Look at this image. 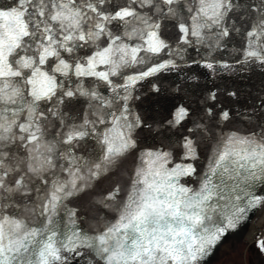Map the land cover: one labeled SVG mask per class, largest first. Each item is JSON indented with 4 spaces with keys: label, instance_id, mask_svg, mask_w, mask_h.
Wrapping results in <instances>:
<instances>
[{
    "label": "snow or ice",
    "instance_id": "6c2138e0",
    "mask_svg": "<svg viewBox=\"0 0 264 264\" xmlns=\"http://www.w3.org/2000/svg\"><path fill=\"white\" fill-rule=\"evenodd\" d=\"M255 213L264 0H0V264H207Z\"/></svg>",
    "mask_w": 264,
    "mask_h": 264
},
{
    "label": "flooded vegetation",
    "instance_id": "af4514ba",
    "mask_svg": "<svg viewBox=\"0 0 264 264\" xmlns=\"http://www.w3.org/2000/svg\"><path fill=\"white\" fill-rule=\"evenodd\" d=\"M260 236L264 239V227L251 241L244 242L243 240L236 243H229L221 252V255L218 260L215 262L216 264H225L226 260H222L221 258L225 256L226 251L229 254L230 262L233 259H239L240 264H264V253H262L256 247V237ZM227 256V255H226ZM228 258V259H229Z\"/></svg>",
    "mask_w": 264,
    "mask_h": 264
},
{
    "label": "water",
    "instance_id": "95a60500",
    "mask_svg": "<svg viewBox=\"0 0 264 264\" xmlns=\"http://www.w3.org/2000/svg\"><path fill=\"white\" fill-rule=\"evenodd\" d=\"M255 214L251 215L249 220L243 224L235 233L229 234L222 243L219 244L218 247L215 248V250L210 254V257L208 258L207 264H212L215 262L219 256V251L221 250V246L228 242H236L243 238V235L246 233V230L248 229V225Z\"/></svg>",
    "mask_w": 264,
    "mask_h": 264
},
{
    "label": "bare ground",
    "instance_id": "6f19581e",
    "mask_svg": "<svg viewBox=\"0 0 264 264\" xmlns=\"http://www.w3.org/2000/svg\"><path fill=\"white\" fill-rule=\"evenodd\" d=\"M257 218L250 224L248 225V229L246 230V233L243 235V241L244 242H249L251 241L255 236L256 232L261 231L262 228L264 227V214L258 213ZM227 243L223 244L220 248L226 247ZM221 251V250H220ZM219 251V253H220Z\"/></svg>",
    "mask_w": 264,
    "mask_h": 264
},
{
    "label": "rangeland",
    "instance_id": "374dc122",
    "mask_svg": "<svg viewBox=\"0 0 264 264\" xmlns=\"http://www.w3.org/2000/svg\"><path fill=\"white\" fill-rule=\"evenodd\" d=\"M220 255H221V253H220ZM219 255V256H220ZM227 255V256H226ZM229 256V254H228V252L226 251V253H225V256L224 257H222L221 259L222 260H226V262H225V264H240L239 262H240V260L237 258V259H233L231 262H230V258L228 257ZM229 258V259H228ZM218 260V259H217ZM214 264H216V263H214Z\"/></svg>",
    "mask_w": 264,
    "mask_h": 264
}]
</instances>
